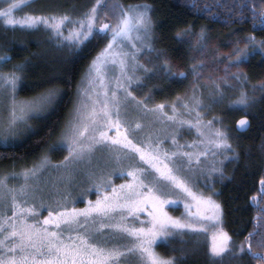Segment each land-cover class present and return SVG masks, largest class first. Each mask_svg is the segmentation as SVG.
<instances>
[{"label":"snow or ice","instance_id":"obj_1","mask_svg":"<svg viewBox=\"0 0 264 264\" xmlns=\"http://www.w3.org/2000/svg\"><path fill=\"white\" fill-rule=\"evenodd\" d=\"M27 5L28 0H0V24L24 28L44 25L58 41H70L75 47L92 36L94 30L110 34V39L89 63L84 77L86 86L79 90L78 101L61 129L60 140L50 146L52 150L66 147L67 155L61 161L53 162L44 154L39 163L22 170L20 175L24 177L25 183L19 188L8 184V178L15 174L0 175V264H121L129 254L137 256L138 264H177L175 257H165L155 250L158 238L166 239L176 229H190L194 234L197 229L207 231L205 224L209 220L220 223V204L212 195L197 194L190 186L187 171L193 170V159L199 164L201 156L211 155L214 159L210 162L207 174L219 172L223 176L224 160L238 158L225 127H213L214 121L218 122L220 118L204 121L202 113L198 111L201 107H210L203 103L201 94H198L205 62L196 61L185 72L179 65L172 63L163 49L154 47L153 17L151 5L147 3L120 6L118 18L107 23L99 15L100 8L104 7L102 0H95L92 7L78 17L67 12H24L16 15L18 10ZM207 7L211 8V5ZM245 11H251L254 26L258 23L264 28V7L256 9L249 7L246 0H233L228 8L230 17L241 21L245 19ZM107 15L105 12L104 16ZM231 22L232 19L225 20V23ZM66 24L72 25L67 35L64 33ZM187 34V29L180 30L177 37L182 38ZM208 42L207 32L202 28L197 35L200 49H205ZM231 43V51L221 53L217 50L213 57L214 60L221 56L226 58L224 74L219 77L210 76L208 80L213 86L212 94L216 100L224 98L221 85L228 88L239 86V95L235 101H230V105L247 108L255 99L244 89L247 76L239 65L245 63L257 50L264 54V39L258 40L255 34H249ZM143 49L155 52L162 59H158L149 68L138 59ZM10 59L7 54L0 55V68ZM25 66L26 62H21L8 71L0 70V92L12 94L9 115L0 127V134L5 141L16 135L18 125L26 120L27 113L44 110L58 92L54 88L32 101L18 102L15 92ZM117 67L119 75L109 77V71L114 72ZM232 68L236 70L231 71ZM137 69H142L144 73L163 71L170 78H186L190 72L195 78L191 95L186 98L177 94L173 101L149 107L145 100L150 99V94L139 98L130 91L132 80L141 79L136 74ZM258 86L264 91V82ZM133 102L137 111L162 116L174 123L176 129L164 133L150 132L146 138L137 140L135 133L140 130L141 124L130 123L126 111L122 112V108L126 109ZM166 107L171 108L172 115L164 111ZM193 112V119H185V114L191 115ZM185 124L194 127L205 138L199 142L185 141L181 144L177 134L179 127ZM237 124L239 129H245L249 121L247 117H242ZM169 140L171 145L166 147ZM185 147H203L204 150L183 151ZM97 148L109 149L115 167L108 171L100 170L99 174L94 170L88 171L96 199H89L85 207H67V197L63 194L55 203H47L40 194L41 190L28 183L30 178H35L40 169L45 167L62 169V176L71 178L75 166L81 162L90 163ZM228 153L232 154L231 157ZM135 155H138L139 161L150 165V169L136 167L131 162V157ZM217 155L222 159H215ZM117 174L127 175L131 179L117 185L113 181V176ZM260 183L264 185V176ZM87 191L81 195L86 196ZM173 195L177 199H184L187 215L173 217L164 209L165 204L174 202ZM193 203L196 206L195 212L192 211ZM41 209L46 210L47 215H42ZM9 210L11 215H8ZM205 210L210 213L207 217ZM142 212L147 213V218L138 220L139 227L129 222V217L136 221ZM261 213H264V208ZM212 227L215 229L210 247L213 258L228 249L233 255L246 253L255 264H264V234L253 243L255 233H249L237 249L229 243L232 238L222 227L216 228L215 224ZM105 229L118 230L128 238L129 243H109L110 238L105 234Z\"/></svg>","mask_w":264,"mask_h":264},{"label":"trees","instance_id":"obj_2","mask_svg":"<svg viewBox=\"0 0 264 264\" xmlns=\"http://www.w3.org/2000/svg\"><path fill=\"white\" fill-rule=\"evenodd\" d=\"M139 2L151 5L154 47L163 49L172 63L179 65L180 68L187 65L186 68H182L185 72L189 68L191 50L188 48L191 42L183 37H177L180 30L207 29L210 39L219 45H223L226 39H232L234 36L238 38L240 35L255 34L258 40L264 39V28L258 23L254 26L251 11H245V19L242 21L230 17L228 8L233 0H102L104 7L100 8L99 15L106 23L114 22L120 14V6ZM246 2L249 7L256 9L264 7V0ZM94 3L95 0H28L27 7L18 10L16 15H22L24 12L36 14L67 12L73 17H78L87 12ZM207 5H211V8ZM105 12L108 13L107 16H104ZM227 19H232L233 22L225 23ZM71 27L69 24L67 30ZM108 39L110 34L105 35L94 30L92 36L79 47H75L70 41H58L52 32L43 26L24 28L0 24V55L7 54L11 57L3 63L0 70L8 71L13 65L26 62L16 95L29 98L42 95L50 89H58L53 108L47 115L33 120L31 132L18 141L0 145V175L14 174L31 168L39 163L44 154L53 162L61 161L67 155L66 147L52 150L50 146L58 142L61 129L69 119L78 85L89 63L107 44ZM145 55L149 68H152L158 59H162L158 58L155 52L147 51ZM245 67L253 82L264 80V54L261 51L257 50L250 55ZM137 75L141 79L132 81L130 89L137 97L140 95L139 98H145L150 94V99L145 100L149 107L156 103L173 101L177 94L186 98L191 95L193 82L188 77L170 78L163 71L144 73L142 69L138 70ZM201 91L200 84L198 94H201ZM201 99L204 104L210 105L208 108L198 109L203 120L220 118L218 122L214 121L213 126L225 127L238 158L224 160L223 176L219 172L205 174L208 179L194 175L192 184L197 190L214 196L220 203L223 228L232 238L230 244H234L238 249L240 242L244 241L249 233H255L253 243L264 234V213H261V209L264 208V185L260 183L261 177L264 176V93L254 97L255 102L247 108L243 106L228 108L223 100L214 101L213 104L211 99L204 97L203 94ZM177 107H180L179 104ZM164 110L172 115L170 107ZM180 110L184 111L182 108ZM194 115V112L191 115L185 114V118H194ZM243 115L249 118L250 125L246 131L239 132L235 128V121ZM126 118L130 123L135 122L132 117ZM167 126L165 125L166 129H176L174 123ZM187 126L185 124V127L181 126L178 129L177 139L180 143L195 137V132L191 131L193 129ZM140 133H143L142 128ZM104 150L109 151L107 148ZM228 155L231 157L232 154ZM133 158L135 160L134 156ZM121 179L118 174L113 176L115 183ZM85 190H88L87 193L95 194L89 186L84 187L83 192ZM60 196L57 195V199ZM86 198L87 196L80 195L73 199L72 203H66L67 207L73 205L79 207ZM210 247L209 236L202 233H175L156 246L164 256L175 257L177 264H215L218 257L211 256ZM235 256L234 264H255L252 257L246 253Z\"/></svg>","mask_w":264,"mask_h":264},{"label":"rangeland","instance_id":"obj_3","mask_svg":"<svg viewBox=\"0 0 264 264\" xmlns=\"http://www.w3.org/2000/svg\"><path fill=\"white\" fill-rule=\"evenodd\" d=\"M142 3L143 2L134 3V4H142ZM130 5H133V4H130ZM123 6H125V5H123ZM39 26L45 27L44 25H39ZM68 26H69V24L65 25L64 31L67 30ZM201 29L202 28H199V30H197V31H188L189 34H187L183 37L184 39L189 40L191 42L189 44V48H188L189 50H191L190 62L188 63V67L190 68V66L193 63H195L196 61H199V60H203L205 62L206 67L204 68V77L199 81L200 84L202 85L201 96L203 94L204 97H206V98L208 97V99H211V102L213 104H215L214 101H218V100H216L215 96L212 94L213 93V86L211 85L210 81L208 80V77H210V76L211 77H219V76H222L224 74V62H226V58L221 56V57H218L214 60L213 57L215 56V53L217 50L221 53H228L229 51H231V48L233 46L231 42L235 41L237 38L234 36L232 39H226L225 43L223 45H219L217 43H214L213 40L210 39L209 33L207 32V29H205L207 32V35H208L209 42H208L207 47L205 49L201 50L199 43H197V35L201 31ZM64 33H67V32H64ZM239 37L242 38L245 36L240 35ZM240 46L243 47L244 46L243 43H241ZM146 52H147V50L143 49L141 51V53L138 55V59L143 64H146V60H145V58H146L145 53ZM186 67H187V65L185 67H181V68H186ZM239 67L241 69H243V72L247 76V82L244 84V89L248 92L249 96L258 97L261 94H263L264 91H262L258 85L261 82H264V80L262 79V80L258 81V83L253 82L251 80V78H249V75H248L246 67H245V63L240 64ZM189 68H188V70H189ZM87 70H88V68H87ZM87 70L85 71V73H84V75H83V77H82V79L78 85L77 95H76V99L74 102V106L76 105V103L78 101V93H79L80 88L86 86V81L84 80V77H85ZM138 70L139 69H137L136 74L138 73ZM188 70H186V71L188 72ZM235 70H236L235 68L231 69V71H235ZM108 75H109V77L118 76L119 75L118 67L114 72L110 70ZM129 75H131V71L129 72ZM187 77L189 78V80L191 82H193L195 79L190 72L188 73ZM134 80L135 79H133L132 81H134ZM113 84H114V80H113ZM254 85L257 87L254 88L253 87ZM221 86H224V85H221ZM223 89H224V98L222 100L226 102V103L225 102H223V103H225L228 108L234 107V106L230 105V101H233L234 99L236 100L237 96L239 95V86H237L235 88H223ZM130 91H132V90L130 89ZM42 94H44V93H42ZM39 96L40 95L29 97V98H23V97H18L16 95V92H15V99L18 102L19 101H32ZM139 97H140V95H139ZM232 97H235V98L232 99ZM11 100H12V94L10 92H7V91L0 92V127H2V122L4 120H6L8 115H9L10 108H11ZM53 105H54V100L52 101V103L50 105H47L46 108L42 111L27 113L26 120L18 125L16 135L14 137L10 136L8 138V140L5 141L2 138V134H0V145H5V144H8V143H11L14 141H18L22 137H24V135H26L28 132H31L32 128H33V126H32L33 120L41 118L44 115H47L50 112V110L53 108ZM74 106H73V108H74ZM123 111H126L129 119L131 117L135 119L134 123L139 122L141 124V128L143 130V133H145V134L143 135V133H140V130L138 132H136L137 140H140L142 138H146L148 133H150V132L155 134L157 132L164 133V132L174 130V129H171V130L166 129V127H168L167 125H169L172 122L167 121L164 117H162V116L158 117L154 113L145 114L142 111H137L134 102L129 103L127 105L126 109L122 108V112ZM161 118H162V120H161ZM185 119H193V118L189 117V118H185ZM165 125H166V127H165ZM183 126L185 127V125H183ZM187 127L189 129H193V130H191L192 132L193 131L195 132L194 133L195 137L193 139L186 140L189 143H191L192 141L199 142L205 138V137L200 136L196 132V129L194 127H190V126H187ZM213 127H216V126H213ZM205 131H210V130L206 129ZM111 134L114 135V132H112ZM59 140H60V137L58 138V141ZM184 143H185V141H183L181 144H184ZM170 145H171V141L169 140L166 142V147L170 146ZM203 150H204L203 147H199V148L185 147L183 149V151H190V152H200ZM134 157H135V160L133 157H131V162L134 163L136 167L150 169V167H151L150 165H147L145 162L139 161L138 155H135ZM215 158L221 159L222 157L217 155ZM213 159H214V157H212L211 155H209L207 157L201 156L200 157L201 162L199 164H197L196 160L193 159V162H192L193 170L187 171V176L190 180V186L192 187V190L194 192H196L197 194L202 193L205 196L208 195V194L202 192L200 189L197 190L193 186L192 178L194 175H196L198 178L208 179L204 175L207 174V169L210 165V162ZM207 163H209V164H207ZM113 167H115V162L110 158L109 151L104 150V148H97V150L94 153L93 158H92L90 163L81 162L80 164L75 166V171H73L71 178L63 177L62 176V173H63L62 169L58 170V169H55L53 167H45V168L40 169V171L36 174L35 178H30L28 183L36 185L41 190L40 194L43 195V197L47 203H55L57 200V195H62V194L64 196H66L67 198H69L68 201H66V203H69V202L72 203L73 199H75L81 195V193L84 190V187L89 186L90 190L92 192H94L95 194L92 195L91 193H87V195H86L87 198L85 199V202L81 206L77 207V206L73 205V206L69 207V208H71V207L83 208L86 206V203L89 199H91L93 201H95V199H96V192H95V189L91 187V181L89 180L88 171L94 170L97 172V174H99L100 170L108 171L109 169H111ZM21 172H22V170H20V172L14 173L15 175L10 176L8 178L9 186H14V187L19 188L20 185L25 183L24 177L22 175H20ZM121 177H122V179L120 181H118L116 183L114 182V183L119 185V184L123 183L125 180L131 179V177H129L127 175H124ZM66 192L68 193L67 195H66ZM183 195H186V194H183ZM212 197L215 201H217V199L214 196H212ZM188 199H189V201H191V197H189ZM172 200L174 202H170L168 204H165L164 209L173 217H181L182 215H187V210L185 208L184 199L182 197L180 199H177L176 195H173ZM192 211L193 212L196 211V206L194 203L192 205ZM41 212H42V215H47L46 210L41 209ZM209 214L210 213L207 210H205V217H207ZM8 215H11V210L8 211ZM117 215H118V213H117ZM205 217H201V219H204ZM145 218H147V213L142 212L141 216L139 218H137L136 221H133L131 217H129L128 220L130 223H135L136 226L139 227L140 225L138 223V220L145 219ZM219 220H220L219 224H216L215 221L209 220L208 223L205 224V229H207V231H205L204 229H197V230H195V233L207 234L209 236L210 244H212V233L215 230L212 227V225L215 224L216 228H220V227L223 228L221 208H220ZM175 233H194V232H193V230H190V229H182V230L176 229V230H173L169 234V236L172 234H175ZM105 234L110 238L109 243H113V244H127V243H129L128 238H126L124 236V234L120 233L118 230L105 229ZM166 239L165 238H158L157 239V242L154 245V247L158 253H160V252L156 248L157 244L161 243L162 241H165ZM229 243H231V241ZM191 250H193V249H191ZM161 255H163V254H161ZM165 257H168V256H165ZM235 259H236V256L233 255V253L231 251L226 249L225 252L222 253V255L220 254L218 256V260L216 261L215 264H234ZM121 264H138L137 256L135 254H129L126 258H124L121 261Z\"/></svg>","mask_w":264,"mask_h":264},{"label":"water","instance_id":"obj_4","mask_svg":"<svg viewBox=\"0 0 264 264\" xmlns=\"http://www.w3.org/2000/svg\"><path fill=\"white\" fill-rule=\"evenodd\" d=\"M242 117H247L246 115H243V116H240L236 121H235V128H236V130L237 131H239V132H244V131H246L247 129H248V127L247 128H245V129H239V126H238V124H237V121H239ZM247 119H248V121H249V118L247 117ZM249 125H250V121H249Z\"/></svg>","mask_w":264,"mask_h":264}]
</instances>
